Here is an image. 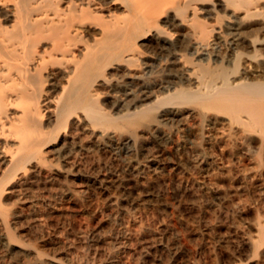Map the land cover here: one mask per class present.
<instances>
[{"label":"bare ground","instance_id":"obj_1","mask_svg":"<svg viewBox=\"0 0 264 264\" xmlns=\"http://www.w3.org/2000/svg\"><path fill=\"white\" fill-rule=\"evenodd\" d=\"M217 125L234 141L231 157L240 161V147L258 168L231 183L232 192L250 193L257 211L250 236L231 253L250 252L249 262L264 264V0H0V245L7 252L8 201L28 192L61 200L69 189L54 170L78 171L116 146L151 163L159 179L164 156L190 163V143L198 174L210 163L190 140ZM172 132L182 134L175 146ZM147 140L156 152L142 145ZM189 189L182 199L196 201ZM154 243L144 242L138 255ZM86 249L82 258L99 255ZM19 254L21 264H74Z\"/></svg>","mask_w":264,"mask_h":264},{"label":"rangeland","instance_id":"obj_2","mask_svg":"<svg viewBox=\"0 0 264 264\" xmlns=\"http://www.w3.org/2000/svg\"><path fill=\"white\" fill-rule=\"evenodd\" d=\"M190 123L197 125L194 120ZM204 132L202 141L194 137L190 140L203 149L210 163L198 174L192 167L197 158L195 145L190 143V163L177 166L174 157L164 156L162 162L167 169L159 179L151 163L140 157L131 158L126 151L113 146L110 152L92 154L80 166L83 169L66 166L53 171L62 187L69 189L61 200L40 201L32 192L20 195L14 202L10 198L8 230L12 240L6 238L10 242L8 252L0 245V264H21V250L38 251L44 258H61L74 264H109L111 260L116 264H233L238 260L248 263L250 252L241 253L240 258L231 252L233 246L242 245L250 236L257 211L250 193L232 192L231 183L257 173L256 158L240 147V161L231 157L234 141L228 138L225 127H207ZM172 141L174 146L180 143L182 134L172 132ZM142 145L151 153L156 152L151 141H143ZM128 162L136 170L127 167ZM123 176L124 184L116 186ZM84 177H100L104 181L87 182ZM185 189L195 193L196 201L182 199ZM224 192L228 197L220 199L217 194ZM167 198L172 199V206L166 203ZM3 233L0 225V236ZM114 237L119 242L116 246L111 241ZM146 241H154V249L140 257L138 252ZM85 246L99 252L95 261L92 257L82 258L88 250ZM117 247L124 249L111 256Z\"/></svg>","mask_w":264,"mask_h":264}]
</instances>
